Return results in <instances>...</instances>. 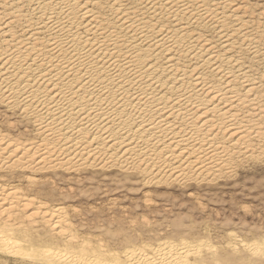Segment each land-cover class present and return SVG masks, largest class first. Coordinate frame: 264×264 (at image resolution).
Listing matches in <instances>:
<instances>
[{
  "label": "bare ground",
  "instance_id": "1",
  "mask_svg": "<svg viewBox=\"0 0 264 264\" xmlns=\"http://www.w3.org/2000/svg\"><path fill=\"white\" fill-rule=\"evenodd\" d=\"M213 1L0 0V100L43 137H0V164L21 150L29 168L139 167L169 179L219 172L251 149L264 132L252 119L264 108V24L251 25L240 0ZM7 195L2 205L21 201ZM18 245L0 233V254ZM189 252L167 244L133 264H188Z\"/></svg>",
  "mask_w": 264,
  "mask_h": 264
},
{
  "label": "rangeland",
  "instance_id": "2",
  "mask_svg": "<svg viewBox=\"0 0 264 264\" xmlns=\"http://www.w3.org/2000/svg\"><path fill=\"white\" fill-rule=\"evenodd\" d=\"M239 2L262 30L264 0ZM256 72L264 75V62ZM257 112L252 119L264 128V108ZM0 137L14 146L43 140L33 118L1 100ZM14 154L0 164V233L20 248L7 247L0 264H75L66 258L82 254L133 264L148 255L157 260L167 244L189 246L188 264H264V132L219 172L185 178L153 177L139 167L40 166L35 159L29 168L15 160L21 150ZM6 192L17 193L20 204L2 205Z\"/></svg>",
  "mask_w": 264,
  "mask_h": 264
},
{
  "label": "snow or ice",
  "instance_id": "3",
  "mask_svg": "<svg viewBox=\"0 0 264 264\" xmlns=\"http://www.w3.org/2000/svg\"><path fill=\"white\" fill-rule=\"evenodd\" d=\"M262 215H264V213H262Z\"/></svg>",
  "mask_w": 264,
  "mask_h": 264
}]
</instances>
